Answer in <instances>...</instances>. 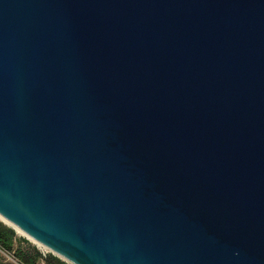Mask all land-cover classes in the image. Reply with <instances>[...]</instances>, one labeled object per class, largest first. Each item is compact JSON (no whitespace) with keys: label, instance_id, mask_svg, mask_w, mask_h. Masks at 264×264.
<instances>
[{"label":"water","instance_id":"water-1","mask_svg":"<svg viewBox=\"0 0 264 264\" xmlns=\"http://www.w3.org/2000/svg\"><path fill=\"white\" fill-rule=\"evenodd\" d=\"M0 216L69 264H264V0H0Z\"/></svg>","mask_w":264,"mask_h":264},{"label":"trees","instance_id":"trees-1","mask_svg":"<svg viewBox=\"0 0 264 264\" xmlns=\"http://www.w3.org/2000/svg\"><path fill=\"white\" fill-rule=\"evenodd\" d=\"M0 249L12 254L20 264H38L39 260H43L44 264H69L53 254H43L25 239L17 237L15 231L1 221Z\"/></svg>","mask_w":264,"mask_h":264},{"label":"rangeland","instance_id":"rangeland-1","mask_svg":"<svg viewBox=\"0 0 264 264\" xmlns=\"http://www.w3.org/2000/svg\"><path fill=\"white\" fill-rule=\"evenodd\" d=\"M15 234L17 237H19L21 239H25L30 245L35 246L38 250H40V252L45 253V254H48V253L52 254L50 251H48L47 249H45L41 245H37L34 241L28 239L25 235L20 234L17 231H15ZM22 245H24V244H22ZM15 247H16V244H15ZM0 264H20V263L13 257L12 254H9V253L0 249ZM38 264H44L43 260H39Z\"/></svg>","mask_w":264,"mask_h":264},{"label":"bare ground","instance_id":"bare-ground-1","mask_svg":"<svg viewBox=\"0 0 264 264\" xmlns=\"http://www.w3.org/2000/svg\"><path fill=\"white\" fill-rule=\"evenodd\" d=\"M0 220H2L3 222H5L6 224H8L9 226H12L13 228H15V230L20 233L23 234L18 228H16L14 225H12L10 222H8L6 219H4L2 216H0ZM24 235V234H23ZM32 240V239H30ZM33 241V240H32ZM36 243V242H35ZM37 244V243H36ZM43 247V246H42Z\"/></svg>","mask_w":264,"mask_h":264},{"label":"built area","instance_id":"built-area-1","mask_svg":"<svg viewBox=\"0 0 264 264\" xmlns=\"http://www.w3.org/2000/svg\"><path fill=\"white\" fill-rule=\"evenodd\" d=\"M44 254V253H43Z\"/></svg>","mask_w":264,"mask_h":264}]
</instances>
